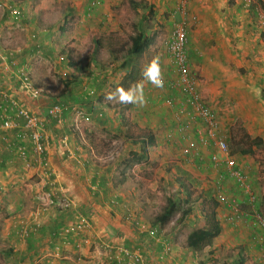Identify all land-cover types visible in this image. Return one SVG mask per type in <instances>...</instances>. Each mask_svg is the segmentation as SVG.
Masks as SVG:
<instances>
[{"label": "crops", "instance_id": "obj_1", "mask_svg": "<svg viewBox=\"0 0 264 264\" xmlns=\"http://www.w3.org/2000/svg\"><path fill=\"white\" fill-rule=\"evenodd\" d=\"M100 1L101 0H99V2ZM3 2L4 1L0 0V9L2 10L0 16V25L1 23L6 24L5 22L7 21V17L9 19L10 17H12V15H9L11 13L10 10L12 8V5L10 4V2H8L7 5H5V2ZM241 2H244V6L251 3L250 5L252 6V8L250 10L238 9L239 13H236L234 15L233 13H235V9L233 7H230V5L233 4L232 0H187L184 4H181L179 0H146V7H143L145 10H141V14L139 17L140 21H137V23L135 24L136 26L133 28V31H136V29L138 28V24H140L141 27V24L144 21L148 25V23L152 22V19H155L162 29H164L166 25H170L169 30H171L174 25L180 23L185 25L188 36V67L193 76L196 78L197 83L199 84H215L217 81L221 80L220 77H223V73L221 72L222 70L214 67H217V62L221 60V57H224L226 51L231 50V48L233 47L236 49L239 48L238 45L241 41L244 45L243 47L249 46L251 53H257L258 56L254 58L256 59V61L253 64L254 72L252 73H255L254 75L259 73V76L257 77L261 78L264 77V0H249V2H246V0H241ZM86 3L88 5V1ZM232 19L238 22L237 32L235 31V33H233V30L230 29V20ZM14 20L16 24L13 28L16 29V27L19 25L21 28L16 30H21L23 28V21H21L22 17H20V20ZM61 28H59V30ZM154 28L155 27H153V29ZM2 29L7 30L10 28L9 25L6 24L5 27H2ZM145 29H147V26ZM249 29H251L252 31H249ZM32 31L33 30L31 28L30 37H32V34H35ZM2 34L6 38H10L11 40V37L7 35L8 32H2ZM150 35H152V33ZM241 37L242 39H239ZM120 44V42L116 43V40L115 42L112 41L111 43H106L105 49L108 50L109 57L106 60L107 67L105 66L103 68L109 69L107 70V72H103L106 73V75H100V79L106 77L105 81H107L106 85L103 86V89H107L109 87L108 85L113 83V79L116 76L120 77L118 79V83L112 84L111 86V88L115 90L117 88L116 86L120 84L119 82L123 77L122 75L125 74L129 66L133 65L132 61L134 58H136L133 57V59L131 58V60L128 61L129 57H131V55H127L128 46H120ZM94 46L95 43L92 46L93 48L89 50V53L91 51L90 54H92L90 58H92L91 61L93 63V66L96 65L95 62H99L96 54L98 49ZM3 55L4 57L0 54V93H4L17 100L18 102H22L23 105L33 111L42 121V141L44 147L42 159L45 162L46 169L45 175H42L37 168V164L28 154L26 158L14 157L13 160H9V162H6V168L4 170H0V174H2V176H0V190H2V192L0 191V197L5 194L4 187L7 186L5 183L9 182L8 177L6 176L7 172L10 173V170L15 172L20 170L24 172H32L37 177L34 183L26 184L28 187V191H30V193L32 194V198H34L36 202L35 210L29 212V216L25 217L24 219L13 221V228L17 229L18 231L11 230V233L15 232L14 236L17 235L16 238H18V240H21L25 244H28V247L21 244V247L15 248L14 250L16 251V254H24L25 252H28L30 254L31 251H37L38 248L36 247H38V245L42 242H46L48 244V241H54V248H50V254H48V256L54 258L59 255V259L60 256L61 259L62 257H68V261L65 262L66 264H71L73 259L76 260L75 262H73L74 264H112L109 261H106L109 259L108 254H103L104 256H102V254H99L98 260L90 258V251L88 249L89 247H92V250H94V244H96L100 247L101 245H104L105 249L107 250L109 247L113 246V243H115L123 245L125 247H129L126 248L130 251L141 252L145 258V264H162L164 262H170L171 264H209V262L206 261V258L202 260L203 258L197 257V254H199L203 249L198 251H190V249L186 247L185 237L184 252L183 250L178 249L176 248V246L172 245L170 246L168 254L160 258L161 241L165 240L168 243L170 240L163 239L164 236L158 233L160 229L156 230L155 228L149 227L145 229V226L141 224L142 221L137 217H132L129 214V209L126 207H123L125 209V211H123L124 216L117 214L115 211H121L123 209L117 207L118 203L116 202V199H118L117 201L122 202V200H124L127 195L131 196L132 193H134L132 192L133 189L128 190V188L132 184V178L130 172L128 171V167H130L132 170L135 165L146 166L145 164H150L153 161H158L157 159H160L158 154H161V145L164 146V144H168L178 149V153L180 157L184 158V162L186 161L188 163L195 164L197 168L204 165L205 169L209 170L208 175L206 172L207 170H204L203 173H205L204 177L207 176L208 180H210V188L203 187L202 189L201 186L200 190L205 193L209 192L212 196L214 195V197L218 194H223L225 196L238 194V197L242 198L241 201H244L242 204H240V208H242L243 210H249L251 207L246 204L247 202L245 192L246 190L252 189L251 191L256 193L257 187L255 184H253V182H247V173L248 170L251 169V166L247 167L246 165L242 164L245 162L244 159H242L241 162H238L237 157L241 155V152H238L237 155L230 152V155L234 160L235 169H233L243 175L245 183L241 184L236 179L225 176L222 181L221 189L217 192L212 187V182L215 178V174L221 171L225 174L226 171L222 162L214 165V163L210 161L209 154L212 152V149L210 147H206V149L201 147L199 148L198 156H186L180 152V148L185 145L184 140L180 136H176V139L172 140L169 143L167 141L168 137H166V134L159 133L164 129L165 124H163V121H165V117H169V115L172 116L171 113L174 116V112L176 110L175 104L177 103L178 105L181 102V96L173 89L156 88L151 84L145 82L144 96L146 102L150 104V106L145 107L144 110L148 108V113L155 112L157 113L156 117H159L156 119V117L151 116L150 121L154 123V128H146L145 130L147 132L157 131L156 134L158 135V137H156L154 146H152L153 149L146 147V158L148 159V161L146 160L138 162V160H136L134 162L132 161V163L128 162L129 164L127 166H122V164H127L126 159L128 157H131L132 151L136 152L137 155L135 156L140 157L142 155L141 158L143 157L145 144H143V141L141 140L134 142V140L141 138V135L138 137V135L136 134L132 135L134 138H128L127 141L122 142L120 146H115L113 150L114 157L111 160V164H92V162H88L86 158H79L78 151L81 150V146L75 142L74 137L70 134V130H72L71 128L65 126H56V124L46 119V109L49 106L48 104H50L51 102H41L43 98H40L36 101L30 99L27 94L20 90V87L17 83L18 81L12 74L11 70H6L3 67L6 62L12 61L14 63V67L24 66V69L30 73V70L27 69L26 65L18 60L21 58L20 54L17 52H14L13 54L11 52H8L7 56L5 54ZM151 57L152 47H150L149 44V46L141 53L140 57L136 59V66L139 68L138 74H141L142 67L149 60H151ZM211 58H213V60L215 61H212V68H209L207 61ZM169 62L170 61L167 60L166 63V61L163 59L161 65L163 72L165 70H169ZM234 65L236 67L235 69L242 67L243 74H245L246 72V67L248 68L252 66V64H239V61H237ZM123 66H125V69L123 72H121L122 69L120 70L119 67ZM110 68H112L114 72H111ZM6 72L8 74H6ZM227 73L229 74V72ZM231 73L232 75L237 74L234 71H231ZM111 74L112 76H110ZM217 78H219V80ZM259 82H261L260 79ZM258 93L260 94V97L264 99L262 88ZM211 98L212 99H209V101L213 102L212 100L215 99L213 96H211ZM170 99H172L174 102L176 101L173 106L167 104ZM33 104L36 107H33ZM122 106H124V109L129 106V109L131 107L133 109L134 107H137V105L131 104H122ZM116 110L118 111V109ZM70 114V112H64L65 118ZM101 116L102 115L98 117ZM103 117L107 118V125L103 127L96 125V128L100 129L106 134H108V132L113 133L119 123L115 121L114 124L111 125L112 119L105 114H103ZM14 118H16L15 115ZM88 119L89 118H87V121L84 122L85 127H94V125L92 124L93 122L89 121L91 118L89 120ZM172 121L174 125V119ZM203 127V123H193L194 131L188 133V135L191 137L198 136V131ZM52 128H54L55 131L51 133ZM63 132L65 134L66 140L68 139L70 155H68L67 151L64 150L60 145L59 140L61 133ZM169 134L170 133H168L167 135ZM162 136L163 139H161ZM88 144L89 146H87V144L85 145L88 151H90L89 148L95 149V144L91 143L90 141H88ZM82 156L85 157L86 154H82ZM198 175L201 176L202 174ZM4 177H6L5 180H3ZM12 177L14 176L11 175L10 178ZM20 179L22 178L20 177ZM15 180L17 181V179ZM212 189L214 193H212ZM60 194H65L71 197L74 200V206H76V208L70 207L69 209H62L56 206L45 204L44 199L47 195L56 198ZM257 199L258 198H256V200ZM10 200L11 199H8V203L10 202ZM255 203L256 204L252 205L258 206V202L256 201ZM228 204L222 206L217 203V208L215 209L216 218L220 226V232L217 236L221 237V242L223 244H221L220 246L219 242L214 240L215 238H213L210 244L204 246L208 249L210 247L212 248L211 250H208L206 252L207 256L219 258V254H217V252H219L220 249H224V247H226L227 250L224 253L225 258H223L224 261L221 262L222 264L226 261H230L233 258L231 250L235 246L237 249H239L238 254L243 258V264H264V230H260L263 235L259 234V231L257 233V227H255V223H251L249 220H246L247 218L244 212H242V221L240 220L238 222L231 223L229 219L231 217V212L229 210ZM19 210L20 208L14 209V211ZM78 210L84 211L89 215L90 219L87 227L88 229L85 228L77 233L61 235L60 230L75 220ZM70 211L74 214L73 220L71 221L67 216V214L71 213ZM199 215L200 214H198V216ZM218 215H221L222 221L226 225L221 223ZM187 223H190V219H188ZM236 223H242V225L235 226L237 225ZM140 226L142 227V230H140ZM175 229L176 225L173 230ZM240 229L241 233L233 235V230ZM106 230H108V234ZM143 237L149 238L151 240H146ZM146 241H152V246L149 243V245H147L145 243ZM85 243H91V246L86 245ZM49 247L51 246L46 245V247L44 248L45 250L40 249L41 251L44 250L42 257H45L47 255L46 252ZM64 251L66 252L63 253ZM153 252H156V256H150ZM215 252L216 254H214ZM70 254L74 256L71 257ZM42 257L38 260H34L35 257L32 256L33 262L36 263L37 261L39 264L51 263V261L48 262L50 260L49 258L44 259ZM40 259H44V262H42ZM153 259H156V261H153Z\"/></svg>", "mask_w": 264, "mask_h": 264}, {"label": "rangeland", "instance_id": "obj_2", "mask_svg": "<svg viewBox=\"0 0 264 264\" xmlns=\"http://www.w3.org/2000/svg\"><path fill=\"white\" fill-rule=\"evenodd\" d=\"M2 1L5 2V5L10 2L12 7L18 8L19 11H21V21H23V28L21 30H16L21 28L19 25L16 27V29L13 28L16 23L12 17H10V19L7 17V21L5 22L9 25L10 29H2V27H5L6 24L1 23L0 54L3 57V54L7 56L8 52H11L12 54L17 52L20 54L21 58L18 60L26 65L27 69L30 70V75H32L31 77L33 78L35 84L43 90V98L45 99L41 100V102H48L49 100L50 102H53V100H61L62 102L63 98H66L65 95L67 92L64 90V83L67 81L68 72L63 66H61L63 63L59 62L60 56H71L75 60L82 59L84 61L88 54L91 53V51L89 53V50L93 48L92 46L94 45V41H97L98 44H96L95 47L98 49L96 54L99 62H95L96 65L94 66L90 63L89 66H83L82 68L83 75L86 74L87 71L97 74L98 71L104 69L103 67L106 66V60L109 57L108 50L105 49L106 43H111L112 41L115 42L116 40V43H121L120 46H129V39L133 34L132 32H134L133 28L136 26L135 24L137 21H140L139 17L141 10H145L143 7H146V0H101L95 8L88 7L86 3L88 0ZM232 1L233 4L230 5V7L235 9V13H233L234 15L239 13V10L241 9L250 10L252 8L250 5L251 3L248 5L245 4L246 6H244V2L242 3L241 0ZM1 11L2 10L0 9V16ZM9 15L11 16V14ZM62 19H64V29H62L63 27L61 28L63 21ZM230 23V29L233 30L232 32H237L238 22L232 19L230 20ZM146 26L147 29H145V32L147 35L152 33L150 43V47H152V57L158 56L161 66L163 59L166 61V63L167 60H169V55L163 51L162 46L163 42L167 40L170 34V25H166L165 28L162 29L156 20L152 19V22L148 23V25L144 21L142 22L141 27L146 28ZM153 27L155 28L153 29ZM31 28L33 30L32 32L35 33L34 37H30ZM59 28L61 29L59 30ZM249 31L252 30L249 29ZM2 32H8L7 35L11 37V40L10 38L3 36ZM239 39H242V37ZM38 42H42L48 48L52 49L50 58L46 57L42 52L40 53L30 50L33 44ZM243 46V43L240 41L238 45L239 48L236 49L234 47H230L231 50L226 51L224 57H221V60L217 62V67L214 68L222 70L221 72L223 73V77H220L221 80L217 78L219 81H217L215 84L198 83V89L202 100L209 104V106L217 112L219 120L221 121L222 132L227 140L229 150H231L230 152L236 155L238 152H241L240 156H236L238 162H241V160L244 159L245 162L242 164L246 165L247 167L251 166V169L248 170L247 173V182H253V184H255L257 187L256 193L251 191V187V190H246L245 192L247 202L246 204L251 207L249 210H243L240 208V204H242L244 201H241L242 198L238 197V194L228 196L223 194L219 195L221 196L222 200L220 202L216 200V202L222 206L228 203L235 204L238 209L246 214V220H249L251 223H255L256 226H254L257 227L256 232L258 233L259 231V234L263 235L261 232L262 228L258 225L257 219L254 217V213L257 212L262 218H264V150L259 147L255 148L250 146V141L254 137H260L264 139V99H262L258 93L259 90L264 86V77L258 78L257 76H259V73L256 75H254L255 73H252L254 72L253 64L256 61L254 58H256L258 55L256 52L254 54L251 53L249 46ZM212 61L215 60L211 58L207 61L209 68H212ZM237 61H239V64H252V66L248 68L246 67V72L243 74L242 67L235 69L236 67L234 64ZM108 69L109 68H106V71ZM231 71H234L237 74L232 75ZM121 72H123V69ZM164 72L162 71L164 78H171V76H173L170 70H165ZM227 72H229V74ZM6 74L8 73L6 72ZM112 74L110 76H112ZM119 78L120 77L115 76L113 83L117 84ZM83 79L84 82H88V86L84 87V89L93 90V85L87 80V78L83 77ZM259 79L261 82H259ZM108 86H111V84ZM109 90V87L107 90L106 88L104 89V98L109 92L114 91ZM47 94L48 96H46ZM211 96H213L215 99L212 100L213 102L209 101V99H212ZM71 103L67 102V104ZM101 104L103 111H105L104 114L106 116L108 115L109 118L112 119L111 125H113L115 121L120 123L121 115H119V111L116 109L118 104L121 103L116 101L108 102L104 99ZM147 106H150V104L146 102L141 107L137 105V107H134V109L131 107L123 113V125L125 127L121 138L111 135L110 132L106 134L105 132H102L100 129L96 128L97 124H95L93 119L88 120L93 122L92 124L94 127H85L84 122L87 121V118L80 121L78 128L81 132V135H78L76 132L70 130L73 132L72 136L74 137L75 142L81 146V150L78 151L79 158H86L88 162H92V164H111V160L114 157L113 150L115 146H120L122 142H126L128 138H134L132 135L137 134L139 137L144 133L146 128H154V123L150 120L151 116L156 117L157 113L149 112L151 113L149 114L148 108L144 110V108ZM33 107L36 106L33 104ZM171 115L173 116L172 113ZM172 116L169 115V117H165V121H163V124H165L164 129L159 132L161 134H166V137H168L167 141L169 143L172 140H175L176 136L178 135V133L175 135L176 132L173 130L174 125L172 120L174 119V116L173 118ZM157 118L159 117H156V119ZM64 120L66 123H68L65 125V127L70 128V115ZM54 131L55 129L52 128L51 133ZM168 133L170 134L167 135ZM161 139H163V136ZM87 140L95 144V149L89 148L90 151H88L87 147L85 146L86 144L89 146ZM166 145H161V154H158L160 158L157 159L158 161L145 164L146 166L135 165L132 169L134 172L130 167H128V171L130 172L132 178V184L128 190L133 189L132 192L134 193H132L131 196L127 195V197H125L122 202L117 201L118 199L115 198L116 202L118 203L117 207L123 209L121 211L115 212L124 216V208H128L129 214L132 217H137L140 219L142 221L141 224L145 226V229L148 227L151 228L154 216L164 205L166 192L167 189H169V186L172 185V189L177 187L176 182L173 181V177L175 178L176 174L178 175L182 173L186 176L185 181L187 180L190 182V187L193 189L194 195L199 192L201 186L202 189L203 187L210 188V180H208L207 176L204 177L205 173L203 172L204 170H207L205 169L204 165L197 168L195 164L188 163L186 161L184 162V158L180 157L176 147L174 148L172 145ZM82 154H86V156L84 157ZM110 156H112V158H110ZM128 164L129 163L122 164V166H127ZM206 172L208 175L209 170ZM198 174L202 175L199 176ZM11 175L14 177L10 178ZM0 176H2V174H0ZM6 177H8L9 182L5 183L7 185L4 187L5 194L0 197V264H21V260L18 261V253L16 254L14 249L21 247V244L24 246H26V244L21 240H18V238H16L17 235L15 234L16 236H14L15 232L11 233V230H17L13 228V221L22 220L29 216V212L35 210L36 202L34 198H32L30 191H28L26 184L34 183L37 177L32 172H24L21 170L16 172L10 170V173L7 172ZM6 177H4L3 180H5ZM20 177L22 179H20ZM15 179H17V181ZM212 193H214L213 189ZM209 196H212L211 193ZM250 196H252L253 199H250ZM69 198L72 201V207L76 208V206H74V200L71 197ZM256 198L258 199L256 200ZM8 199H11L9 203ZM256 201L258 202V206H253L252 204H256ZM16 208H20V210L14 211ZM198 212L199 208L196 206L194 207V211L189 214V219L194 224L193 226H190L186 221L180 225L175 224L174 222L179 216V212H175L170 220L160 227L158 233L164 236L163 239L170 240L168 242L170 246L174 245L176 248L181 249L184 252L185 235L193 227H197L202 224V220L196 219L198 218ZM76 215L77 216L75 220L77 219L78 215L84 217L86 216L88 221L90 219L89 215L84 211L78 210ZM67 216L71 221L73 220L74 214L71 212L70 214H67ZM218 217L221 223L225 224L222 221L221 215H218ZM175 225L176 229L173 230ZM240 225H242V223H238L235 226ZM140 230H142L141 226ZM106 232L108 234V230H106ZM232 233L233 235H237V233H241V229L233 230ZM214 240L218 241L220 246L223 244L221 242L222 239L219 236L215 237ZM85 244L91 246V243ZM46 245H50L51 247L47 249V255L42 257ZM126 247L113 243V246L106 250L104 245H101L100 247L94 244V250H92V247H89L88 250L90 251V258L94 260L99 259V254H102V256L108 254L109 259L106 261H109L112 264H125L123 262L124 258L120 255L121 252L119 250L120 248L121 250L122 248L126 249ZM36 248H38V254L34 260H38L41 257L44 259L49 258L50 260L48 262L51 261L50 264H66L65 262L68 261V257H62L61 259L60 256L59 259V255L54 258L48 256V254H50V248H54V241H48V244L46 242H42ZM40 249L44 250L41 251ZM202 249L203 250L197 254L198 258H203L202 260L206 258V261L209 262V264H221V262L224 261L223 258H225L224 253L227 250L226 247H224V249H220L219 252H217V254H219V258L207 256L206 252L211 250V247L209 249L203 247ZM65 252L66 251L63 253ZM156 252L151 253L150 256H156ZM214 254H216V252ZM70 256L72 257L74 255L70 254ZM44 259L40 260L44 262ZM75 261L76 260L73 259L71 264H74L73 262ZM153 261H156V259H153ZM24 264H31V261H25ZM162 264L171 263L164 262Z\"/></svg>", "mask_w": 264, "mask_h": 264}, {"label": "built area", "instance_id": "obj_3", "mask_svg": "<svg viewBox=\"0 0 264 264\" xmlns=\"http://www.w3.org/2000/svg\"><path fill=\"white\" fill-rule=\"evenodd\" d=\"M187 0H179L181 4H184ZM249 2V0H246ZM99 3V0H88V7L95 8ZM193 19V17H192ZM163 51L169 55V70L172 72L171 78H164V87L173 89L176 93L181 96V102L176 105L174 112V126L173 130L176 132L175 135L180 136L185 145L180 148V152L186 156H198L199 148L210 147L212 152L209 154V159L216 165L219 162L224 164L226 173L219 172L215 174L213 180V189L217 192L221 189L222 181L225 176L236 179L239 183L244 184L243 175L234 169V160L230 155V150L227 145V140L222 132V126L220 124L217 112L213 110L206 102L202 100L201 94L199 93L198 83L192 72L189 70L187 61V49H188V36L186 28L183 24L174 25L170 30V34L163 42ZM6 62V61H5ZM6 70H11L12 74L19 80L20 87L24 89L30 99L38 100L41 98L42 93L40 88H32L30 82L27 79L26 73L21 67H14L12 61L6 62L3 66ZM91 90H89L90 93ZM92 92V91H91ZM12 108L15 110V116L21 117L23 121L22 128L29 130L27 135L31 148L30 151L25 150V143L21 140L20 145L16 147L17 154L20 158H26L28 154L32 157V160L37 164V168L42 175H45V162L42 159L44 151L43 147V132H42V121L40 118L25 105H21L17 100L11 99ZM176 102V101H175ZM170 99L167 104L173 106L175 103ZM67 107L59 103H54L46 109V119L54 122L56 126H65L66 121L64 119V111ZM69 110V109H68ZM70 122L69 127L72 131L77 132L79 130V122L86 119L85 111L78 105L70 106ZM3 111H0V128L3 130L17 128L18 125L10 122L5 117ZM201 121L204 127L198 131V136L191 137L188 135V130L192 124ZM172 134V133H171ZM21 139L22 136H18ZM61 147L67 151L70 155L68 142L65 135L60 139ZM112 158V156H110ZM234 168V169H233ZM215 196V199L220 202L221 196ZM39 199V198H38ZM250 199H253L250 196ZM45 204L56 206L62 209H69L73 206L72 201L68 195L60 194L54 198L47 195L44 199ZM231 212L230 222H238L242 219L243 213L235 204H228ZM81 215V214H80ZM78 215L77 219L66 225L60 230L61 235H67L77 233L88 227L89 221L85 216ZM254 217L257 219L258 225L264 230V218H262L257 212ZM170 250V244L167 241H161V254L160 258L166 256ZM121 256L124 258L125 264H145V258L139 251H130L127 248L119 250Z\"/></svg>", "mask_w": 264, "mask_h": 264}, {"label": "trees", "instance_id": "obj_4", "mask_svg": "<svg viewBox=\"0 0 264 264\" xmlns=\"http://www.w3.org/2000/svg\"><path fill=\"white\" fill-rule=\"evenodd\" d=\"M11 15L14 19H20L22 16L21 11H19L18 8L12 7L11 8ZM7 13V11H6ZM64 19L62 21L61 27L64 28L65 24L63 25ZM33 37L35 36L34 34L32 35ZM151 37L152 35H147L145 32V28H141L140 24H138V28L136 31H134L133 35L129 39V46H128V51L127 55H131L129 57L128 61L133 59V57H136L133 59V65L129 66L128 69L126 70L125 74H123L122 79L120 80V84L118 87H123L127 89L130 84L138 81L141 79V74L139 73V68L136 66V59H138L141 55V53L149 46L151 43ZM95 45L98 44L97 41H94ZM95 47V46H94ZM31 50L34 52H42L46 57L50 58V54L52 53V49L48 48L45 44L42 42H38L33 44ZM92 54H88V56L85 58L83 61L81 60H75L71 56H60L59 62H62L64 69L68 72V78L67 81L64 83V90H66L67 94L65 95L66 98H63L62 102L61 100H53L49 106L54 104V103H60L63 106H68L67 109H65V113L69 112L68 109L70 110V105L73 104H78L79 107L85 108V111L88 112L86 113V118H91L95 122V124L99 126H106L107 124V118L103 117V114L105 111L102 109V102L104 100V89L103 86L106 85L107 81H105L106 77L103 79H100L101 74H105L103 72H107L106 68H104L101 71H98L96 73H90V71H87L86 74L83 75L82 73V68L83 66H89L90 63L93 65L90 58ZM126 60V59H125ZM129 64V63H128ZM123 67H119V69H123ZM23 71L27 75V79L31 84L32 88H40L37 86L31 77L30 73L24 69V66H21ZM111 72H114L112 68H110ZM84 78H87V80L93 85V90L89 91L85 90L84 87L88 86V82H84ZM17 79V78H16ZM17 83L20 87V82L17 79ZM89 83V84H90ZM114 84V83H112ZM111 84V86H112ZM109 86L110 90H113ZM41 89V88H40ZM20 90L24 92V89L20 87ZM90 90V89H89ZM107 90V89H106ZM25 93V92H24ZM41 98H43V90L41 89ZM262 93L264 94V87H262ZM48 96V94L46 95ZM264 96V95H263ZM12 97L0 93V111H3V113L6 115L5 117L7 120H9L12 123H15L18 125L17 128L13 129H8V130H3L0 128V170H4L6 168V162H9V160H13L14 157H19L16 151V147L20 145L19 141H23L25 143V150L28 152L30 151V144L29 142L27 143L28 140V133L29 130L22 128L23 122L20 121L22 120L21 117H16L14 118L15 115V110L12 108V102H11ZM43 98L42 100H44ZM50 102V100L48 101ZM66 102V103H63ZM67 102L71 103L67 105ZM19 104L23 105L22 102H18ZM47 103V101H46ZM127 105V104H124ZM130 107V106H129ZM129 107L124 109V106L118 104V111L120 117V123L119 125L115 128L113 133L111 135L115 137L121 138L123 133H124V122H123V113L129 109ZM28 108V107H27ZM12 115V116H11ZM102 115L101 117H98ZM96 119V120H95ZM0 119V123H1ZM52 122V121H51ZM201 121L195 122L194 124L198 123ZM54 123V122H52ZM64 127V126H63ZM193 124L191 128L188 130V133L193 132ZM156 132L157 131H145L143 134H141L140 139H136L135 141H143L142 143L145 144V149L143 150V157L141 158L137 155L136 152L132 151L131 157H128L126 159V163L132 161L138 160V162L141 161H146L147 160V153L146 147H149L150 149L154 146L155 141H156ZM70 133V131H69ZM68 134V133H67ZM71 135L73 132L70 133ZM22 136L23 138L21 139L18 136ZM65 135L64 132L61 133V137ZM60 141V140H59ZM68 142V139H67ZM250 146L252 147H259L264 150V139L260 137H254L250 141ZM137 159H136V158ZM135 159V160H134ZM148 161V160H147ZM179 171V170H178ZM184 173V172H183ZM185 174V173H184ZM185 175L181 174H176V177L173 179L174 182H176L177 187L172 189V185L169 186V189H167L166 192V197H165V202L164 205L161 207V210L154 216L152 220V226L151 228H155L156 230H159L161 226H163L165 223H167L170 218L173 216L175 212H179L178 218L175 220V224L180 225L183 224V222H188L189 219V214H191L194 211V207L199 208V216L196 218L197 220H202V224L197 227H193L192 229L189 230V232L185 236V245L190 251H198L201 250L205 245L210 244L213 238H215L219 232H220V226L219 222L216 218V206L217 202L214 196H209L210 193H205L202 190H199L197 194H193V189L190 187V182L187 180L185 181ZM1 188V187H0ZM2 192V190H0ZM124 206V205H123ZM126 214V213H125ZM190 226H193L194 224L191 222L189 223ZM146 240H151L149 238L143 237ZM147 245H151L152 241H146L145 242ZM149 243V244H148ZM27 244V243H26ZM28 247V244L26 245ZM238 250L235 246L232 248V255L233 258L230 261H226L222 264H243V258L241 255L238 254ZM18 261L21 260V264H24L25 261H31V264H39L33 262L32 256L36 257L37 256V251H31L29 254L28 252H25L24 254H19L18 255ZM124 262V259H123ZM19 264V263H18Z\"/></svg>", "mask_w": 264, "mask_h": 264}, {"label": "clouds", "instance_id": "obj_5", "mask_svg": "<svg viewBox=\"0 0 264 264\" xmlns=\"http://www.w3.org/2000/svg\"><path fill=\"white\" fill-rule=\"evenodd\" d=\"M145 82L151 84L152 86L156 88L164 87V78H163V73H162V69L160 66V61H159L158 56H153L151 60H149L142 67L140 80L130 84L127 89L123 87H117L114 91L109 92L105 96L104 99L105 101H108V102L116 101L121 104H131V105L143 106L146 103L145 96H144ZM74 105H78V104H74ZM82 109L85 111L84 107ZM76 133L78 135H81L80 130H78Z\"/></svg>", "mask_w": 264, "mask_h": 264}]
</instances>
